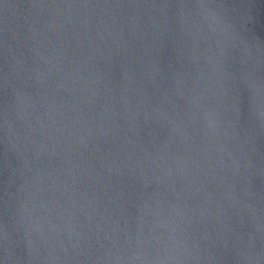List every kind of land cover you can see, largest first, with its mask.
Returning a JSON list of instances; mask_svg holds the SVG:
<instances>
[{
  "label": "water",
  "instance_id": "water-1",
  "mask_svg": "<svg viewBox=\"0 0 264 264\" xmlns=\"http://www.w3.org/2000/svg\"><path fill=\"white\" fill-rule=\"evenodd\" d=\"M0 264H264V0H0Z\"/></svg>",
  "mask_w": 264,
  "mask_h": 264
}]
</instances>
